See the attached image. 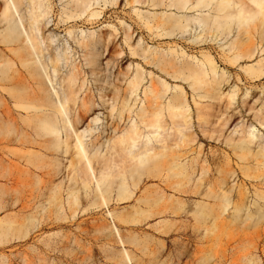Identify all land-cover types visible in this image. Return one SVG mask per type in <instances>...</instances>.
Returning <instances> with one entry per match:
<instances>
[{
    "label": "rangeland",
    "instance_id": "1",
    "mask_svg": "<svg viewBox=\"0 0 264 264\" xmlns=\"http://www.w3.org/2000/svg\"><path fill=\"white\" fill-rule=\"evenodd\" d=\"M45 2L51 8L40 17L39 35L48 36V46L43 44L46 60L49 51L65 55L55 77L59 90L71 63L84 66L86 72L81 74L86 84L79 92V100L90 94L100 102V95L109 93L114 83L128 91L129 80L138 72L145 77L142 97L151 81L158 90L163 89L164 81L169 84L164 101L182 92L190 106V131L196 135L188 146L169 143L172 154L187 150L185 156L190 160L200 151L210 159L202 162L207 170L194 184L177 174L179 170L164 167L172 160L169 149L154 159L151 171L147 167L143 172L135 170L133 161L127 160L124 175L103 184L102 189L93 185L86 194L77 185L71 188L68 179L65 186L54 188L59 177H54L53 183H36L35 174H44L42 178L47 180L55 165L50 160L51 151L34 148L45 153L38 162L40 168L23 176L17 172L18 181L0 179V264H264V75L251 79L241 68L260 58L249 57L248 53L255 46L264 48V27L218 32L223 47L209 41V36L215 34V25L202 30L195 20L169 19L170 13L179 12L155 5L154 0H91L86 9L81 0ZM4 3L0 0L1 46L8 45L1 41L6 40ZM94 11L98 13L92 14ZM20 12L25 18L31 16L28 0H23ZM195 13L191 10L185 14L191 17ZM86 42H91L89 48ZM143 46L158 51L154 59L140 55ZM237 51L244 57L233 63L229 58ZM90 52L98 57L97 63L91 64L94 73L86 59ZM206 54L213 57L220 73L230 76L222 96L215 99L199 98L208 87L210 75L202 81L194 77L203 64L208 67ZM233 89L231 99L228 93ZM197 106H207L201 117ZM232 112L235 120L226 123ZM109 113L111 109L106 108L104 115ZM251 128L258 135L252 144L256 153L242 159L240 155L245 150L240 141ZM3 134L7 132L2 130L0 135ZM226 137L230 143H225ZM190 146L197 147L198 152L190 150ZM4 156L13 165L19 163V168H27L16 155ZM122 158L123 153L117 156L114 149L107 156L110 164ZM207 177H212L218 191L231 187L228 200L208 206L211 216L207 218L186 214L184 208L194 206V213L204 209L206 199L182 191L190 185L203 186ZM122 181L126 189L121 187ZM69 187L78 200L68 202ZM6 196L29 200L8 204L3 199ZM26 229L29 232L22 233Z\"/></svg>",
    "mask_w": 264,
    "mask_h": 264
},
{
    "label": "bare ground",
    "instance_id": "2",
    "mask_svg": "<svg viewBox=\"0 0 264 264\" xmlns=\"http://www.w3.org/2000/svg\"><path fill=\"white\" fill-rule=\"evenodd\" d=\"M28 2L31 7L29 18H25L20 12L23 0H5L2 11L6 22V40L1 41L8 45H0V132L5 130L7 134L0 135V179L18 181V173L23 176L40 168L38 162L42 161V155L45 153L33 149L45 148L52 152L50 160L55 167L47 180L42 178L44 174H35L33 179L36 183H53L54 177H59L60 181L54 184V188L65 186L64 181L68 179L72 182L69 184L71 188L77 185V188L89 194L93 185L97 189H102L103 184L107 185L116 176L124 175V164L127 160L133 161L135 170L143 172L147 167L151 171L156 157L167 149L172 154L169 143L175 141L181 147L188 146L190 142L196 140V135L190 131L191 122L188 119L190 106L182 92L164 101L169 84L163 81V89L158 90L151 81L144 88L142 97L140 93L145 77L141 72L129 80L128 91L122 90L119 84L114 83L109 93L100 95V102L90 94L79 100V92L86 84V78L81 75L85 69L84 66L71 63L68 72L61 79L62 90H59L55 77L60 67L59 63L65 55L62 51L55 54L49 51L47 61L44 48L48 46V36H44L43 33L42 36L39 35L42 31L40 17L49 12L50 3L45 0ZM81 2L86 9L90 6L91 0ZM154 4L165 5L166 8L179 12L170 13L169 19L181 22L195 20L202 30L205 26L208 28L209 25H215V34L209 36V41L217 42L223 47L225 46L223 40L218 38V32L231 33L234 28L256 30L264 27V0H154ZM191 10L196 13L189 17L185 13ZM203 11L208 13L204 14ZM97 13L94 11L92 14ZM207 41L208 39L204 40ZM88 44L91 42L84 43L86 47ZM256 47L249 51L248 56L255 58L259 55L260 58L255 63L241 65V68L248 77L257 80L264 75V56L262 57L264 48ZM157 52L150 46H143L140 55L145 59L148 57L154 59ZM89 54L90 57L86 58L87 63L94 73L91 64H96L98 57L95 52ZM206 56L208 67L203 64L199 71L194 72V77L199 81L210 75L207 80L208 87L199 94V98H219L230 76L225 72L220 73L213 57L210 54ZM243 57L244 54L237 51L229 60L234 63ZM117 79L121 80V77ZM98 87L104 88L102 85ZM229 92L231 93L228 95L232 99L235 90ZM200 103L201 100H198L197 105ZM205 107L207 108L197 106L199 117L206 111ZM106 108L111 109V114L107 116L104 115ZM235 118L236 114L232 112L226 118V123L232 119L234 121ZM258 118L261 120L263 117L259 115ZM172 119L177 121H169ZM261 124L264 126V123ZM84 125L85 127L80 129ZM198 136L201 138L199 134ZM257 137L253 128L244 134L240 141L245 150L240 155L242 159L256 153L252 144ZM101 139L104 140L100 142ZM221 140L223 142V139ZM230 141L226 137L225 143ZM15 145L21 147H14ZM199 147L202 148V145ZM113 149L117 156L123 153V158L115 159L113 164H110L107 156ZM190 150L198 152L197 147L190 146ZM187 153V150L183 153H173L171 162L166 163L164 167L179 170L177 174H183L189 183L192 181L194 184L203 178L207 168L202 162L208 163L210 156H203L199 151L189 160L185 156ZM5 154L9 157L11 154L16 155L19 162L25 163L27 168H19V163L13 165ZM261 155L264 157V151ZM68 157L70 159L65 162ZM230 175L232 176V173ZM224 179L226 182V177ZM23 181L28 183L27 179ZM121 187L126 189L125 181H122ZM71 188H68V202L78 200L74 189ZM230 189L229 186L226 191H218L216 185H212V177H207L203 186L196 185L193 188L190 185L182 191L190 196L196 193L205 198L204 209L194 213L195 209L192 206L190 209L184 208L183 211L186 214L192 213L195 217L207 218L211 216L208 206L216 205L221 199L226 202L229 198L227 191ZM3 199L8 204L29 200L28 197L20 196H6ZM10 227L11 225L8 228ZM28 232L26 229L22 233Z\"/></svg>",
    "mask_w": 264,
    "mask_h": 264
}]
</instances>
